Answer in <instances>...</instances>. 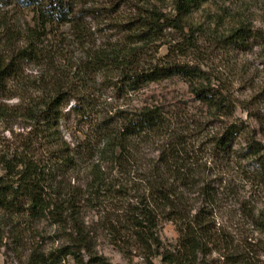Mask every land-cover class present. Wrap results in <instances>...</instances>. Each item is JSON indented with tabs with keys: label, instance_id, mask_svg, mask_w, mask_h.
Listing matches in <instances>:
<instances>
[{
	"label": "rangeland",
	"instance_id": "1",
	"mask_svg": "<svg viewBox=\"0 0 264 264\" xmlns=\"http://www.w3.org/2000/svg\"><path fill=\"white\" fill-rule=\"evenodd\" d=\"M175 4L176 0H92L88 7H106L108 15L86 17L80 32L57 23L41 25L38 16L29 8L2 7L0 57L10 58L30 43L32 48L22 66L20 81L11 84L12 94L34 97L44 93L40 84L51 72L61 82L73 84L65 91L88 96L91 104L83 114H77L69 109L78 100L69 101L61 121L62 135L72 145H91V155L96 157L99 156L101 136L95 124L118 110L131 112L142 106H160L170 118L182 122L180 128L191 124L197 138L191 141L197 144L195 150L198 151L194 154L198 160L203 157L200 169L211 176V186L216 188L221 182L226 191L215 209L217 224L221 227L220 236L228 240V244H240L242 250L247 247L249 251L246 253L252 257L253 263L264 264V184H259L255 177L257 162L246 154L252 141L264 143V0L207 1L183 19V31L165 28L158 40L142 50L143 60H187L200 64L205 71L204 84L224 94L226 115L217 114L197 100L189 81L179 76L126 93L118 88L116 72H100L96 77L90 75L82 81L76 73V65L80 60H89L93 50H123L135 45L134 37L119 27L120 23L126 24L146 10H156L165 18H174L177 16ZM241 27L247 29L246 36L230 39L232 32ZM187 35H191L194 43L181 51L178 46L187 44L190 39ZM3 102L15 104L17 99ZM25 124L27 122L20 119L1 122L0 149L23 146L29 131L23 127ZM231 124L246 129L235 139V153L229 156L212 150L210 142ZM116 127L114 124L113 128ZM164 140V137L156 136L153 138L155 143L140 141L142 153L139 157L144 156L152 163ZM199 142L203 144L199 146ZM34 148L37 149V159L54 160L52 146L45 140L36 143ZM84 160L75 169L55 172L49 184L54 190L60 187L78 198L79 218L87 231L89 244L77 243L76 225L69 218L58 222L49 215L33 221L23 216L13 220L12 227L5 228V238L0 245V264H30L32 254L41 256L50 252L59 255L56 264H95L101 258L112 264H165L162 256L147 255L135 239L128 238L125 243L115 241L107 230L105 217L101 219L105 215L104 207L99 201L87 199L88 164L91 162ZM148 172L146 166L141 176ZM136 183L145 186L144 181ZM158 231L164 250H173L178 240L175 224L161 220ZM68 250L77 255H64ZM206 260L210 264H224L219 253H213Z\"/></svg>",
	"mask_w": 264,
	"mask_h": 264
},
{
	"label": "trees",
	"instance_id": "2",
	"mask_svg": "<svg viewBox=\"0 0 264 264\" xmlns=\"http://www.w3.org/2000/svg\"><path fill=\"white\" fill-rule=\"evenodd\" d=\"M207 1L210 0H176L177 16L174 18H165L156 10H146L126 24L120 23L119 27L134 37L135 45L123 50H93L89 60H80L76 65L78 78L82 81L90 75L96 77L100 72H116L118 88L128 93L149 83L179 76L189 81L197 100L217 114L226 115L224 94L204 84L205 71L200 64L187 60L155 62L141 58L143 48L158 40L163 29L183 31V19ZM91 2L0 0V9L9 5L29 8L38 16L41 25L57 23L80 32L86 17L108 15L106 7H88ZM247 33V29L241 27L229 38L242 39ZM187 36L190 38L187 44L178 46L181 51L194 43L191 35ZM30 45L18 49L10 58L0 57V123L20 119L27 122L23 127L29 128L23 146L0 149V245L5 238V228L12 227L13 220L24 216L39 221L49 215L58 222L66 218L72 220L76 225L77 243L88 245V234L79 218L78 198L60 187L54 190L49 184L55 172L75 169L87 159L91 162L88 164L87 199L99 201L104 207L105 215L101 219L105 217L107 230L115 241L125 243L128 238L135 239L147 255H160L165 264H210L206 258L213 253H219L224 264H255L246 253L247 247L242 250L240 244L233 246L229 242V245L228 240L220 236L215 209L226 191L221 182L216 188L211 186V176L200 169L203 157L198 160L194 154L198 151L195 150L197 144L191 141L197 138L191 124L180 128L182 122L170 118L160 106H142L131 112L118 110L95 124L101 136V147L98 157L91 155V145H72L61 131L69 101L78 100V104L76 102L69 110L83 114L90 107V97L67 93L65 89L70 83L61 82L52 72L40 84L44 93L34 97L12 94L13 85L22 77L25 58L32 53ZM10 99H17V102H3ZM114 124H117L115 129ZM245 130L239 124L229 125L222 135L210 142L211 149L233 155L235 139ZM156 136L165 140L158 148L159 154L153 164L144 156L139 157L142 153L139 144L140 141L155 143L153 138ZM42 140L51 144L54 160L37 159L34 145ZM202 144L198 143L199 146ZM246 154L254 157L257 162L255 177L259 184H264V143L252 141ZM146 166L149 172L141 176ZM139 180L145 182L144 187L136 183ZM105 201L110 204L106 205ZM161 220L171 221L176 226L178 240L173 250H164L158 231ZM67 254L77 255L71 250L65 251L64 255ZM56 258L60 257L55 252L41 256L32 254L29 263L56 264ZM95 264L112 263L101 258Z\"/></svg>",
	"mask_w": 264,
	"mask_h": 264
}]
</instances>
